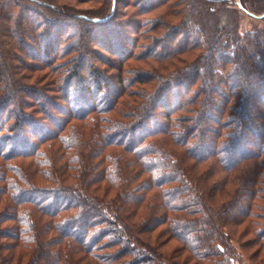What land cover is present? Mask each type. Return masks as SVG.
<instances>
[{"label": "trees", "instance_id": "trees-1", "mask_svg": "<svg viewBox=\"0 0 264 264\" xmlns=\"http://www.w3.org/2000/svg\"><path fill=\"white\" fill-rule=\"evenodd\" d=\"M97 2L0 0V264H264V0Z\"/></svg>", "mask_w": 264, "mask_h": 264}, {"label": "rangeland", "instance_id": "rangeland-1", "mask_svg": "<svg viewBox=\"0 0 264 264\" xmlns=\"http://www.w3.org/2000/svg\"><path fill=\"white\" fill-rule=\"evenodd\" d=\"M60 1H66V2L70 3L73 7L80 8V9H89L91 7L97 8L99 5L97 0L91 1V2L86 3V4L83 3L80 5H77L73 0H60ZM123 1H127V0H123ZM232 1H233V3L238 2V0H232ZM119 6L121 7V5H119ZM261 24H262V22L259 18L244 15L242 18V21L240 22L239 30L241 32L255 30V29L259 28L261 26ZM231 228H232L231 226H228L227 230L231 229ZM154 234H147L146 236H142V237L148 241L149 238H152V236H153L151 242L154 243V245H155V243L158 244V241L155 238L156 233H154ZM162 243H159L158 245H159V251L164 256L165 263H167V264H181L182 259L186 257V252L183 251L182 253H179L178 251L174 250L176 248V243H174V242H162Z\"/></svg>", "mask_w": 264, "mask_h": 264}]
</instances>
